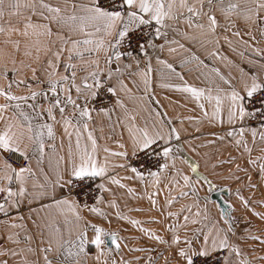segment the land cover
I'll return each instance as SVG.
<instances>
[{"label":"snow or ice","instance_id":"1","mask_svg":"<svg viewBox=\"0 0 264 264\" xmlns=\"http://www.w3.org/2000/svg\"><path fill=\"white\" fill-rule=\"evenodd\" d=\"M6 12L17 20L0 23V216L17 229L6 242L24 247L0 246V264H8V257L18 258V264H81L89 247L96 249L97 260L105 256L104 264H155L163 253L152 244L165 246L164 264L264 261V255L253 259L242 248L231 205L211 217L210 197L199 195L197 183L207 184L209 193L216 185L183 156L189 141L174 119L154 106L159 101L153 87L155 73L158 87L184 94L199 115L177 116L181 125L188 119L218 127L206 143L228 140L242 149L264 183V148L252 155L258 142L264 144V47L254 35L264 39V0H0V18ZM232 38L245 46L238 55L247 56L250 66L235 65L238 81L208 62L233 65L221 52V41L238 51ZM189 45L202 49L203 57ZM192 71L201 85L185 79ZM105 127L115 150L99 142ZM181 160L195 182L177 167ZM236 171L246 169L237 164ZM226 179L241 177L230 172ZM247 180V187H258L250 174ZM114 187L146 199L147 210L159 216L145 222L161 224L162 230L123 214ZM162 191L167 192L163 204ZM235 195L264 222V211L253 207L264 208V197L254 201L239 187ZM181 199L187 202L170 210ZM25 207L39 231L38 246L23 222ZM113 215L138 228L141 235L132 239L152 244L130 247L117 231L96 222L110 224ZM246 223L243 239L264 245V231L252 234ZM121 243L146 255L112 258Z\"/></svg>","mask_w":264,"mask_h":264},{"label":"crops","instance_id":"2","mask_svg":"<svg viewBox=\"0 0 264 264\" xmlns=\"http://www.w3.org/2000/svg\"><path fill=\"white\" fill-rule=\"evenodd\" d=\"M17 18L16 17H10L8 13L6 12L3 18H0V23L7 24L9 21H11L13 24L16 23ZM241 27L243 25L241 24ZM254 35H256V40L259 41L258 45L259 47H264V39H261L258 33L254 32ZM2 38V37H0ZM231 38V37H230ZM234 40V47L237 48V52H232L227 44L224 41H221V52L222 54L227 55L232 61L235 63L233 65H227L226 61L218 60V61H208L209 63H215L217 67L220 68L221 72L225 75L231 74V76L236 77L237 81L240 76L239 69L235 65H239L240 67L245 68L246 70L249 69V64L247 63V56L240 57L238 55L239 51H244L245 46L242 44H239L235 41V38H232ZM245 39H248V37H245ZM253 43H256L255 41ZM194 51H198V54H200L202 57L204 55V52L202 49H199L198 46H193ZM248 52H250V49H247ZM168 59L172 60L174 57L168 56L167 53L164 54ZM157 67L155 59L153 60V68L155 69ZM185 79L189 83L201 85V81L196 79V72H186L185 73ZM175 82V78H173ZM129 87H132L131 83H129ZM154 95L155 98L159 101L158 105H155L162 113H167L168 117H171L174 119L176 126L181 129V134L184 140L189 141L188 143L184 144L183 149V156L187 157L191 161L196 162L199 165V172L202 174L208 176L210 180L216 185V190L209 193L208 185L204 184L202 181L197 183V189L198 193L201 197L208 195L210 197V200L208 202V208L209 212L212 218H218L219 215V207H217L216 203L211 200V196L213 193L222 190L227 189V195L222 196L223 200L227 202L229 205H231L230 211H232V214L234 217H236V220L234 221L237 231V238L239 239V242L244 249L246 253H248L250 258H255L258 256L264 255V245H262L257 240H250V239H243L244 236L248 235L247 232H245L246 228H249L247 221L251 222L250 225V232L255 235H260L262 231H264V222L260 221L258 218L251 215V212L246 211L237 196L235 195V190L239 187L241 189V195L245 197H252V200L258 201L262 197H264V183L259 182L258 177V169H253L247 164V153L242 154V149L238 151L234 144L229 143L228 140L224 141H216L215 143H206V141L214 140L215 138L211 136L209 133L214 131H220L218 127L213 128L210 125H208L207 121H202L199 124L195 123L194 121L185 119L183 121V124L181 125L180 121L176 119L177 116L180 117H188V116H197L199 115V110L195 108L194 103H192L190 100L185 98L184 94H181L179 92L170 91L168 89H164L161 87H158L156 85V78L154 73ZM135 88H133V92H135ZM100 118H97L99 121ZM197 128H199V131H197ZM108 128L105 127L104 129V135L105 138L100 140L99 142L101 144H107L109 147L116 149V145L112 142V140L107 139V133ZM97 136H100V132L97 131ZM246 138L249 140L250 146H251V135L250 133L245 134ZM193 137H198L197 139H194ZM117 138V137H114ZM57 144L59 146V140H57ZM260 148H264V144L257 143L256 146H254V151L252 153L253 157L260 154ZM235 158L232 162H229L231 158ZM223 161V163H220ZM239 164L241 168L246 169V172H239L236 171V165ZM177 167L181 168L184 172V174H187L192 177L193 181L195 182V176L192 175L191 170L187 163H184L182 160L177 161ZM230 172L235 173V175L240 176L241 180L235 181V180H229L226 179L228 174ZM121 174H123L121 172ZM250 174L252 176V182L256 183L258 187L256 189H251L247 187V175ZM130 186L136 188V184L134 182H130ZM113 191L115 192L116 200L119 204V210L134 219H138L142 222L147 221L149 216H159V213L155 211H148L149 208V202L146 199H139L134 198L132 196H129L126 193V190L113 188ZM139 191V189H137ZM178 191V189L176 190ZM167 195L166 191H162L161 194L158 197V200L161 204H163L165 196ZM173 195H175V192H173ZM106 199L110 198L108 194H105ZM187 202L186 199L179 200L176 204H174L170 210L176 211L180 208V205ZM200 203L203 205L204 201L201 200ZM140 207L145 209V211L136 212V211H129V209ZM253 207L256 208L257 211H264V208H261L259 205L254 204ZM109 212H114L113 209H108ZM24 214V223L27 226V229L30 230L35 237V240L33 242L34 246L39 245V231L36 229L33 224L32 220L28 219V209L25 207L23 209ZM40 216L46 217L47 214L45 212H41ZM4 217L0 219V246L3 247H24L23 244L16 246L12 245L6 242V237L9 232H15L17 229L11 228L8 224L3 223ZM33 219H36V215L33 214ZM18 222V221H17ZM39 222V221H38ZM97 223H101L106 229L115 230L118 232L120 237L125 238L124 243H127L130 247L135 246L137 244H140L141 246H147L149 244H152L151 241H148L147 239H139L134 240L132 237H139L141 234L138 231L137 227L132 226L127 221H121L118 220L114 215L112 216V222L109 224L106 221H96ZM143 227L145 228H154V229H161L163 225L161 224H151V223H143ZM198 227V226H193ZM24 233L21 232V235ZM91 235V233H89ZM124 243H121V249L119 252H117L115 249L111 252V257L119 260L121 256H123L125 259H129L133 256H139V255H146L145 253H139V252H131L128 248L124 247ZM152 246L156 247L157 252H162L163 254L159 256L158 259H156L155 264H164L165 256H168L169 253L167 251H164V245H155L152 244ZM96 249L94 247H89L87 254H84L81 256V264H104L105 256H101L99 260L96 259ZM157 253H151L154 257ZM35 259V257H32ZM8 264H18V258L14 261L12 257H8ZM109 264H111V261L109 260ZM141 264H143V261H141ZM170 264H173V262H170ZM255 264H264V261L262 260H255Z\"/></svg>","mask_w":264,"mask_h":264},{"label":"water","instance_id":"3","mask_svg":"<svg viewBox=\"0 0 264 264\" xmlns=\"http://www.w3.org/2000/svg\"><path fill=\"white\" fill-rule=\"evenodd\" d=\"M227 195V189H222L219 190L215 193L212 194L211 196V200L214 201L216 203V205H219V209L220 208H224L226 206H228L229 204L227 202H225L222 198V196H226ZM230 210V209H229ZM108 246L111 248L112 245L110 243V241H108ZM114 249V248H113Z\"/></svg>","mask_w":264,"mask_h":264},{"label":"built area","instance_id":"4","mask_svg":"<svg viewBox=\"0 0 264 264\" xmlns=\"http://www.w3.org/2000/svg\"><path fill=\"white\" fill-rule=\"evenodd\" d=\"M3 218V216H0V219Z\"/></svg>","mask_w":264,"mask_h":264}]
</instances>
